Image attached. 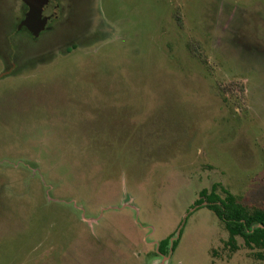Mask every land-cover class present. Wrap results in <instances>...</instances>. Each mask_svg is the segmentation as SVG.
Returning a JSON list of instances; mask_svg holds the SVG:
<instances>
[{"label": "rangeland", "instance_id": "rangeland-1", "mask_svg": "<svg viewBox=\"0 0 264 264\" xmlns=\"http://www.w3.org/2000/svg\"><path fill=\"white\" fill-rule=\"evenodd\" d=\"M31 1L0 0V264H264L194 207L264 209V0H59L30 31Z\"/></svg>", "mask_w": 264, "mask_h": 264}, {"label": "trees", "instance_id": "trees-1", "mask_svg": "<svg viewBox=\"0 0 264 264\" xmlns=\"http://www.w3.org/2000/svg\"><path fill=\"white\" fill-rule=\"evenodd\" d=\"M225 197L217 192V186L211 191L203 190L201 198L195 202L198 210L207 208L212 211L224 224L229 233V243L233 250H237L236 238L241 237L247 247L258 249L257 258L264 261V209L249 210L238 203L236 197L230 192L224 191ZM170 238L160 244V253L167 254ZM178 240L172 243L175 250Z\"/></svg>", "mask_w": 264, "mask_h": 264}, {"label": "water", "instance_id": "water-1", "mask_svg": "<svg viewBox=\"0 0 264 264\" xmlns=\"http://www.w3.org/2000/svg\"><path fill=\"white\" fill-rule=\"evenodd\" d=\"M97 5V1L94 0ZM29 13L22 25L26 26L30 31L35 28H45L48 19L57 17L59 14V4L57 0H32L28 2Z\"/></svg>", "mask_w": 264, "mask_h": 264}, {"label": "flooded vegetation", "instance_id": "flooded-vegetation-1", "mask_svg": "<svg viewBox=\"0 0 264 264\" xmlns=\"http://www.w3.org/2000/svg\"><path fill=\"white\" fill-rule=\"evenodd\" d=\"M58 2H59V0H57ZM60 3V2H59ZM25 7H26V12H25V15H24V19L27 17V14L29 13V6H27V5H24ZM23 9H24V7H23ZM61 10H62V8H61V5L59 4V12L61 13ZM20 28V26H18V29ZM23 29H26L25 27H22ZM22 28H20L19 30H21ZM23 31V30H22ZM28 31V30H27ZM8 66H10V69H9V71L7 72V73H10V72H12V70L15 68V66H16V64H14V63H8Z\"/></svg>", "mask_w": 264, "mask_h": 264}]
</instances>
